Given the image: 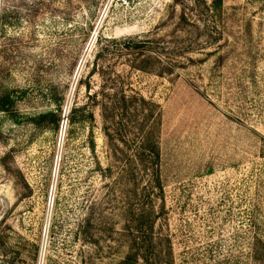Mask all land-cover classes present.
I'll return each instance as SVG.
<instances>
[{
  "label": "rangeland",
  "instance_id": "rangeland-1",
  "mask_svg": "<svg viewBox=\"0 0 264 264\" xmlns=\"http://www.w3.org/2000/svg\"><path fill=\"white\" fill-rule=\"evenodd\" d=\"M180 1L0 0V96L9 101L0 110V264L122 258L125 236L113 230L131 219V203L115 198L96 164H106L96 103L121 86L162 108L165 212L156 228L171 239L174 264H258L264 0H206L214 16L200 31L178 24L182 6L196 13L193 0ZM138 41L151 56L147 71L131 67ZM190 45L198 48L183 54ZM159 59L173 70L161 75ZM83 106L75 116L93 118L71 123ZM88 217L101 219L96 244L82 239Z\"/></svg>",
  "mask_w": 264,
  "mask_h": 264
},
{
  "label": "trees",
  "instance_id": "trees-1",
  "mask_svg": "<svg viewBox=\"0 0 264 264\" xmlns=\"http://www.w3.org/2000/svg\"><path fill=\"white\" fill-rule=\"evenodd\" d=\"M174 3L177 6L182 2L174 0ZM192 9H195L196 13H186L185 7L182 6L180 14L176 16L178 24L180 26L190 25L198 31L207 28L209 17L214 16L210 13L211 6L207 4L206 0H193ZM214 40L215 43L218 42L217 38ZM145 44L146 41H138L134 45L139 51L133 58L137 63L133 62L131 65L141 71H147L146 65L151 61V56L147 55V51L143 48ZM195 48L198 47L190 45L188 49H185L186 51H183V54L193 52ZM179 54L182 53L179 52ZM159 65L162 68L161 75L164 74V70L167 72L173 70L171 66L168 67L169 63L163 62L161 59H159ZM166 67L169 69H165ZM112 85L116 86L114 83ZM8 102L6 96H0V110H7ZM97 102L101 111L102 130L106 139V164L103 166L97 159V170L101 179L108 180L105 186L112 185L111 190H114L115 198H117L116 195L121 196L120 194L123 193L125 203H131L127 210L131 219H128L122 231L113 230V232L117 234L120 232L119 234L125 236V244H127L126 252L116 264H174L171 239L159 233L156 228L158 220L165 212L164 186L160 167L162 108L160 104L137 92L129 94L122 86L121 90L115 91L113 94L107 93V91L103 92L100 101ZM84 109V106L79 110L78 108L73 109L70 122L76 123L87 118L92 119V114L86 116L81 113L75 116L76 112ZM51 116H55L54 113L43 117ZM135 121L138 123L136 124ZM135 126L138 128L140 139L135 147H132L131 142L127 139V132ZM91 150L94 154L96 153L94 143H91ZM154 197L161 201V206L158 209L154 204ZM100 223L101 219L95 220L88 217L80 225L82 239L85 242L90 244L98 242L97 233H91V230L97 229V224ZM99 230L101 232L104 228ZM164 245L165 249L162 247ZM2 252L6 254L5 249ZM18 256L17 253L10 257V262L13 263ZM254 258L258 264H264V255L260 250L255 249Z\"/></svg>",
  "mask_w": 264,
  "mask_h": 264
}]
</instances>
